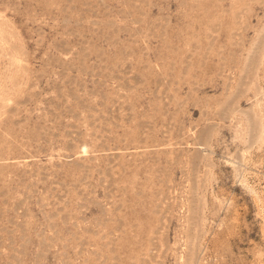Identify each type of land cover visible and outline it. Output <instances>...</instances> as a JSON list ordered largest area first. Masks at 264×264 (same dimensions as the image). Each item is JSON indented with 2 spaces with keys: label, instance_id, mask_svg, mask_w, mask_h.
Masks as SVG:
<instances>
[{
  "label": "rangeland",
  "instance_id": "rangeland-1",
  "mask_svg": "<svg viewBox=\"0 0 264 264\" xmlns=\"http://www.w3.org/2000/svg\"><path fill=\"white\" fill-rule=\"evenodd\" d=\"M0 264H264V0H0Z\"/></svg>",
  "mask_w": 264,
  "mask_h": 264
}]
</instances>
